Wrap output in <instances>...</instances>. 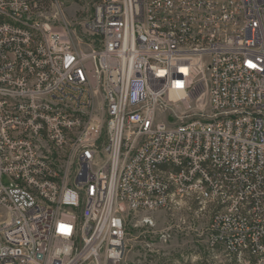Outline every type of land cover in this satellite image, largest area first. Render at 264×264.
<instances>
[{"label":"built area","instance_id":"built-area-1","mask_svg":"<svg viewBox=\"0 0 264 264\" xmlns=\"http://www.w3.org/2000/svg\"><path fill=\"white\" fill-rule=\"evenodd\" d=\"M84 2L0 0V264H124L189 199L264 264V0Z\"/></svg>","mask_w":264,"mask_h":264},{"label":"rangeland","instance_id":"rangeland-1","mask_svg":"<svg viewBox=\"0 0 264 264\" xmlns=\"http://www.w3.org/2000/svg\"><path fill=\"white\" fill-rule=\"evenodd\" d=\"M64 1L65 15L72 26H76V22L87 17L90 7L84 0ZM181 110H183L182 107ZM3 183L8 185L10 181L4 177ZM200 207L196 201L189 199L180 202L179 206L170 211L151 213L156 224L150 230L140 224L141 216L133 218L127 227L128 250L124 264L227 263L221 251L208 248L206 229L212 217V211L207 206L202 212ZM4 216L5 212L0 209V220ZM164 231L170 234V239L166 243L157 239V235ZM147 244H151V248H147Z\"/></svg>","mask_w":264,"mask_h":264},{"label":"snow or ice","instance_id":"snow-or-ice-1","mask_svg":"<svg viewBox=\"0 0 264 264\" xmlns=\"http://www.w3.org/2000/svg\"><path fill=\"white\" fill-rule=\"evenodd\" d=\"M161 75H163V73H161ZM177 86H181V85H177Z\"/></svg>","mask_w":264,"mask_h":264}]
</instances>
